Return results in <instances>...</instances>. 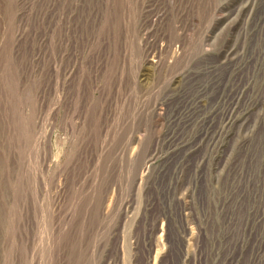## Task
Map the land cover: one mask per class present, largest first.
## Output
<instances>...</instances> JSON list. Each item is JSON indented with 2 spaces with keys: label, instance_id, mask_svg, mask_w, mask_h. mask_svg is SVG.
Segmentation results:
<instances>
[{
  "label": "rangeland",
  "instance_id": "obj_1",
  "mask_svg": "<svg viewBox=\"0 0 264 264\" xmlns=\"http://www.w3.org/2000/svg\"><path fill=\"white\" fill-rule=\"evenodd\" d=\"M0 264H264V0H0Z\"/></svg>",
  "mask_w": 264,
  "mask_h": 264
},
{
  "label": "bare ground",
  "instance_id": "obj_2",
  "mask_svg": "<svg viewBox=\"0 0 264 264\" xmlns=\"http://www.w3.org/2000/svg\"><path fill=\"white\" fill-rule=\"evenodd\" d=\"M126 213H127V212L124 213V217H126V215H127Z\"/></svg>",
  "mask_w": 264,
  "mask_h": 264
}]
</instances>
